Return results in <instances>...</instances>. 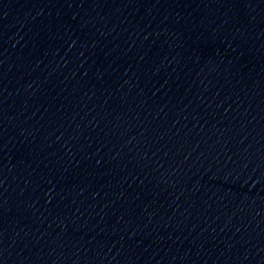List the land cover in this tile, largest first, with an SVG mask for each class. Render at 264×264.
Here are the masks:
<instances>
[{
  "label": "water",
  "instance_id": "1",
  "mask_svg": "<svg viewBox=\"0 0 264 264\" xmlns=\"http://www.w3.org/2000/svg\"><path fill=\"white\" fill-rule=\"evenodd\" d=\"M0 122L264 173V0H0Z\"/></svg>",
  "mask_w": 264,
  "mask_h": 264
}]
</instances>
